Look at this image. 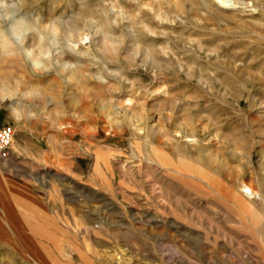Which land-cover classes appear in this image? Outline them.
I'll return each mask as SVG.
<instances>
[{"label":"rangeland","instance_id":"374dc122","mask_svg":"<svg viewBox=\"0 0 264 264\" xmlns=\"http://www.w3.org/2000/svg\"><path fill=\"white\" fill-rule=\"evenodd\" d=\"M3 1L0 264H264V0Z\"/></svg>","mask_w":264,"mask_h":264},{"label":"bare ground","instance_id":"6f19581e","mask_svg":"<svg viewBox=\"0 0 264 264\" xmlns=\"http://www.w3.org/2000/svg\"><path fill=\"white\" fill-rule=\"evenodd\" d=\"M17 13L18 12L13 7V4H9L8 6H5L4 1L0 0V21L1 22L7 21V24H8L7 25L8 27L6 29L0 28V40H1V38H3V39L4 38L5 39H7V38L14 39L16 41V44L19 47L18 50L23 51L26 55H29L31 52V43L33 42V39L36 38L37 39V45H38V47L40 46L39 47L40 51L41 52L43 51L44 53H48L47 44L49 47H54L56 44V42L54 41L52 36L51 37L49 36L47 38V40H46L47 44L39 45V44H41L40 42L44 39L43 36L40 34V32L36 31L35 26L32 25L34 27V30L36 33V35H34V38H33V36H31L28 33V31H29L28 29L31 28V23L30 24L27 23L26 19L24 17L19 16L20 14H17ZM51 30L54 31L53 27H51ZM70 38H71V33L70 32L65 33L64 37H63V45H64V47H66L70 51H74L73 49L77 46L75 43L71 42ZM2 42H3L2 45L0 43V47H4V48H5V46L7 47L8 43L6 44V41H4V40H2ZM54 51L59 52V50L57 48H55ZM63 65H65V63H63ZM13 94H14V92L11 91V89L9 88V85L0 79V102L4 98H13ZM124 104L127 106L128 105L130 106V101L127 99L124 101ZM11 110H12L13 114L16 113V110L14 108H11ZM184 142L189 144V146H192L195 144V140H193V139L190 140L186 137L184 138ZM162 165L167 166V163L162 162ZM242 189L245 192L246 196L249 197L250 199H252L254 197L259 198V196H260V195L258 196V193L256 191H254L247 184H242Z\"/></svg>","mask_w":264,"mask_h":264},{"label":"built area","instance_id":"2783aa9c","mask_svg":"<svg viewBox=\"0 0 264 264\" xmlns=\"http://www.w3.org/2000/svg\"><path fill=\"white\" fill-rule=\"evenodd\" d=\"M14 132L10 126L0 124V159L6 160L10 156V145Z\"/></svg>","mask_w":264,"mask_h":264}]
</instances>
